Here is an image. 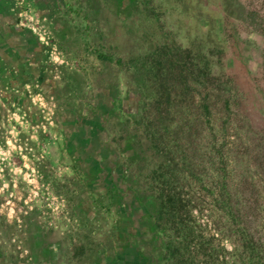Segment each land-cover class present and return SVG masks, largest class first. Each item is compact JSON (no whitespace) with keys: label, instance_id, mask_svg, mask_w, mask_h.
<instances>
[{"label":"rangeland","instance_id":"obj_1","mask_svg":"<svg viewBox=\"0 0 264 264\" xmlns=\"http://www.w3.org/2000/svg\"><path fill=\"white\" fill-rule=\"evenodd\" d=\"M0 264H264V0H0Z\"/></svg>","mask_w":264,"mask_h":264},{"label":"trees","instance_id":"obj_2","mask_svg":"<svg viewBox=\"0 0 264 264\" xmlns=\"http://www.w3.org/2000/svg\"><path fill=\"white\" fill-rule=\"evenodd\" d=\"M201 112H202V119L206 120V117L209 115L208 113V106L206 103H201L200 104Z\"/></svg>","mask_w":264,"mask_h":264}]
</instances>
